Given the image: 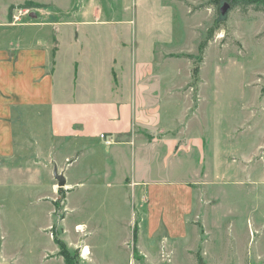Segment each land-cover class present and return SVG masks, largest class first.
I'll list each match as a JSON object with an SVG mask.
<instances>
[{"label":"rangeland","instance_id":"1","mask_svg":"<svg viewBox=\"0 0 264 264\" xmlns=\"http://www.w3.org/2000/svg\"><path fill=\"white\" fill-rule=\"evenodd\" d=\"M218 1L0 0V20L11 10H53L66 25L105 19L107 54L125 68L133 55L145 58L159 92H180L167 106L179 115L197 108L193 129L235 165L224 170L223 158L227 177L209 171L197 179L205 183L196 186L183 239L165 238L164 230L150 239L132 190L104 174L102 151L83 157L73 176V145L28 146L0 160L3 264H264V11L229 10L228 0ZM213 27L201 61L199 45ZM72 28L60 30L67 60ZM92 161L97 174L88 176ZM55 166L65 171L66 187L58 186Z\"/></svg>","mask_w":264,"mask_h":264},{"label":"crops","instance_id":"2","mask_svg":"<svg viewBox=\"0 0 264 264\" xmlns=\"http://www.w3.org/2000/svg\"><path fill=\"white\" fill-rule=\"evenodd\" d=\"M5 16L0 20V160L17 158L28 146L64 142L75 148L67 168L74 176L72 169L98 148L106 160L104 174L118 177V185L138 200L148 238L164 230L165 238L183 239L196 186L205 183L197 179L209 171L227 177L223 158L224 170L235 168L209 146L202 129H193L197 108L179 115L167 106L166 99L180 92L174 87L159 92L158 76L144 72L145 58L135 54L125 68L121 58L109 56L105 19L66 25L53 10L13 15L11 10ZM24 16L32 21L23 22ZM65 26L73 27L69 60L60 36ZM90 163L88 176L97 170ZM153 174L163 178L151 179ZM74 180L72 190L79 184Z\"/></svg>","mask_w":264,"mask_h":264},{"label":"trees","instance_id":"3","mask_svg":"<svg viewBox=\"0 0 264 264\" xmlns=\"http://www.w3.org/2000/svg\"><path fill=\"white\" fill-rule=\"evenodd\" d=\"M215 2L219 3L218 0H215ZM228 4H229V10L239 8L243 12H246L249 8H253L254 10L264 11V0H228ZM217 26H218V24H217ZM214 29H215L214 27L210 29L209 34H208V38L204 42H201L199 45V51L202 55L201 61L203 59L204 50L207 48L209 42L213 38ZM136 235L137 234L135 233V237H137ZM66 261L68 264H70L68 260H66Z\"/></svg>","mask_w":264,"mask_h":264},{"label":"water","instance_id":"4","mask_svg":"<svg viewBox=\"0 0 264 264\" xmlns=\"http://www.w3.org/2000/svg\"><path fill=\"white\" fill-rule=\"evenodd\" d=\"M53 176L57 180V184L59 187L63 188L66 187L67 185V177L65 175V171L62 170L61 172L59 171L58 167L55 166L53 170ZM0 264H3L1 262V256H0Z\"/></svg>","mask_w":264,"mask_h":264},{"label":"built area","instance_id":"5","mask_svg":"<svg viewBox=\"0 0 264 264\" xmlns=\"http://www.w3.org/2000/svg\"><path fill=\"white\" fill-rule=\"evenodd\" d=\"M15 18H17V17H15ZM100 137H101V139L102 140H104L106 143H111L112 142V139L109 137V136H107V134H105V133H102L101 135H100Z\"/></svg>","mask_w":264,"mask_h":264},{"label":"bare ground","instance_id":"6","mask_svg":"<svg viewBox=\"0 0 264 264\" xmlns=\"http://www.w3.org/2000/svg\"><path fill=\"white\" fill-rule=\"evenodd\" d=\"M85 253L90 254V249L88 247L85 248Z\"/></svg>","mask_w":264,"mask_h":264}]
</instances>
